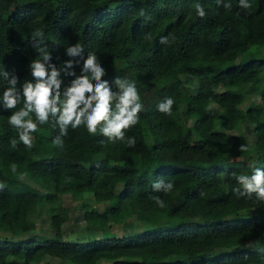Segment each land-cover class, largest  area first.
Returning a JSON list of instances; mask_svg holds the SVG:
<instances>
[{
	"label": "trees",
	"instance_id": "trees-1",
	"mask_svg": "<svg viewBox=\"0 0 264 264\" xmlns=\"http://www.w3.org/2000/svg\"><path fill=\"white\" fill-rule=\"evenodd\" d=\"M247 3L0 0V73L18 78L21 96L11 110L0 101V264H264V201L233 193L239 187L233 173L264 171V0ZM37 29L43 32L40 47L58 70L79 61L70 70L75 75L61 71V94L91 53L113 92L117 77L135 84L143 110L125 132L135 137V147L81 125L68 127L59 148L52 143L60 134L55 118L40 124L34 113L33 148L19 142L8 118L23 106L22 85L35 83L29 65L40 58L32 41ZM162 37L169 42L162 44ZM76 44L84 51L69 57L68 47ZM181 75L196 78L197 86L188 87ZM6 87L0 76V97ZM166 97L174 99L171 115L157 110ZM241 145L247 151H239ZM159 179L171 180L173 191L153 192ZM65 196L72 205L81 203L84 221L101 230L134 218L149 228L68 240ZM48 206L54 236L20 238L36 231L41 208Z\"/></svg>",
	"mask_w": 264,
	"mask_h": 264
},
{
	"label": "clouds",
	"instance_id": "clouds-1",
	"mask_svg": "<svg viewBox=\"0 0 264 264\" xmlns=\"http://www.w3.org/2000/svg\"><path fill=\"white\" fill-rule=\"evenodd\" d=\"M219 3V0H217ZM240 6L248 8L251 5L247 0H240ZM195 10L201 18L206 15L203 6L195 4ZM226 9H230V4H225ZM148 38V37H146ZM32 41L38 49L40 58L33 60L29 67L35 83L25 82L22 85L23 106L12 112L8 118V123L17 130L19 142L28 149L33 148V136L38 129V125L33 121L30 114H35L36 120L40 124L48 123L49 117L55 118V123L59 126L60 134L56 136L52 143L59 148H63V137L68 135V127L73 129L86 126L90 134L95 135L99 127L100 133L107 137L109 141H124L127 146L135 147V137L126 138V130L134 127L139 121V113L143 110L140 95L134 83L119 77L115 78L114 84L118 91L113 92L107 81H103L105 70L98 62L94 53L88 54L83 62L82 74L71 82L67 90L61 94V81L59 79L61 71L68 75H75L74 68L79 61H67L63 68L58 70L50 62L51 55L46 47H40L43 43V32L37 29L33 33ZM160 42L167 44L168 38L162 37ZM84 49L80 44L68 47L69 57L81 56ZM50 69V72H49ZM0 76L7 82V87L3 91L0 101L7 109H15L20 102L21 96L18 94V78L13 74L9 78V73L2 72ZM115 102V109L112 104ZM174 104L172 97H166L157 105V110L165 115H171ZM10 144L17 147L18 141L12 139ZM239 151H247L245 145H241ZM13 173L17 170L15 163L11 164ZM239 187L233 188V193L238 197L255 194L259 201H264V171L253 168L251 174L233 173ZM24 177L21 176V179ZM4 187L0 184V189ZM174 184L171 180L159 179L153 181V192L171 193ZM160 207H165L164 201L159 196L151 197Z\"/></svg>",
	"mask_w": 264,
	"mask_h": 264
},
{
	"label": "rangeland",
	"instance_id": "rangeland-1",
	"mask_svg": "<svg viewBox=\"0 0 264 264\" xmlns=\"http://www.w3.org/2000/svg\"><path fill=\"white\" fill-rule=\"evenodd\" d=\"M181 78L186 83L188 87L195 88L197 86L196 78L190 75H181ZM252 100L259 104L260 100L253 96ZM184 106H182V110ZM244 133L249 137V141L251 144H254V136L248 132L244 131ZM255 153H259V151H254ZM230 160L235 157H240L239 155H229ZM65 203L70 205V220L64 225V233L65 237L68 240L74 239H91V238H101L107 236H124L130 234H138L145 231L149 228V224L141 223L136 218L130 220L128 223L124 225H113L110 228H106L105 230H101V226L99 224H88L84 221V210L82 208V204L76 202L72 205L70 196H65ZM53 209L51 207H43L41 208L40 214L37 218V227L36 231L32 233H28L20 238H29L32 236H39L42 238L52 237L54 236V230L50 226L51 215ZM167 224V221H163V224ZM222 250L218 249L216 253H220ZM56 264H63L59 260L54 261ZM98 264H112L109 260H101Z\"/></svg>",
	"mask_w": 264,
	"mask_h": 264
}]
</instances>
